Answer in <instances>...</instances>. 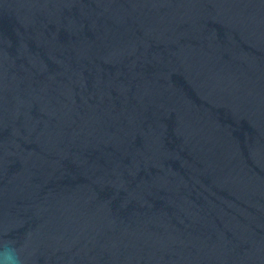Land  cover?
<instances>
[{
  "label": "water",
  "instance_id": "95a60500",
  "mask_svg": "<svg viewBox=\"0 0 264 264\" xmlns=\"http://www.w3.org/2000/svg\"><path fill=\"white\" fill-rule=\"evenodd\" d=\"M264 264V0H0V261Z\"/></svg>",
  "mask_w": 264,
  "mask_h": 264
},
{
  "label": "clouds",
  "instance_id": "9594fccd",
  "mask_svg": "<svg viewBox=\"0 0 264 264\" xmlns=\"http://www.w3.org/2000/svg\"><path fill=\"white\" fill-rule=\"evenodd\" d=\"M0 264H4L3 261H0ZM8 264H15V259L11 256L8 257Z\"/></svg>",
  "mask_w": 264,
  "mask_h": 264
}]
</instances>
